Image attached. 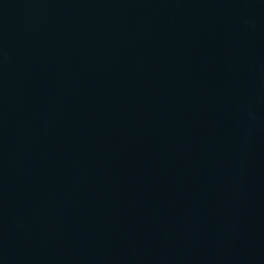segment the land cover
Segmentation results:
<instances>
[{
	"label": "water",
	"instance_id": "95a60500",
	"mask_svg": "<svg viewBox=\"0 0 264 264\" xmlns=\"http://www.w3.org/2000/svg\"><path fill=\"white\" fill-rule=\"evenodd\" d=\"M0 264H264V0H0Z\"/></svg>",
	"mask_w": 264,
	"mask_h": 264
}]
</instances>
